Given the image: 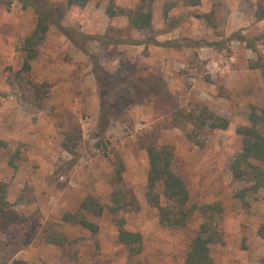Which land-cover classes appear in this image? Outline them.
Masks as SVG:
<instances>
[{"label":"rangeland","instance_id":"obj_1","mask_svg":"<svg viewBox=\"0 0 264 264\" xmlns=\"http://www.w3.org/2000/svg\"><path fill=\"white\" fill-rule=\"evenodd\" d=\"M109 5L150 9L152 28L141 31L125 16L110 18ZM36 25L31 9L0 3V141L6 143L0 181L8 185L12 211L39 217L16 231L0 229V264H184L205 219L197 213L185 227L167 228L148 205L150 164L141 140L152 132L160 144L174 147L175 171L191 204L220 203L224 209L211 247L214 264H264V190L249 197L247 207L237 197L246 184L231 173L242 149L237 131L249 125L252 107H264V0H202L198 7H185L183 0H91L85 8H68L38 48L31 80L14 90L9 77L22 69L23 43ZM59 26L76 31L75 43ZM104 36L112 41L97 39ZM157 74L169 99L126 101L135 82L145 84ZM107 87L106 101L120 97L126 103L101 131ZM203 107L227 118L229 128L211 130L192 120L189 113ZM74 123L83 138L72 156L62 142ZM121 164L140 204L119 215L126 229L142 235L136 256L118 242L108 210L89 218L98 225L95 233L62 221L91 196L109 206ZM45 227L65 233L68 245L42 241Z\"/></svg>","mask_w":264,"mask_h":264},{"label":"trees","instance_id":"obj_2","mask_svg":"<svg viewBox=\"0 0 264 264\" xmlns=\"http://www.w3.org/2000/svg\"><path fill=\"white\" fill-rule=\"evenodd\" d=\"M90 1L64 0V5H57L51 0H0V3L4 4L19 2L24 10L31 9L37 16L35 29L25 38L23 43V52L26 54L23 67L21 70L13 72L9 77V84L14 90L21 89L24 84L29 83L31 80L32 62L37 58L38 48L45 41L50 28L58 25L59 17L63 11L74 7L85 8ZM201 1L183 0V5L185 7H198ZM106 13L110 18L127 17L130 27L141 31L149 30L153 26V13L143 6L136 11H131L109 5ZM206 17L209 16L206 15ZM58 28L68 40L75 43L73 41V34H76L75 30L62 26ZM238 37L240 36L238 35ZM240 38L247 41L245 37ZM97 39L112 41L111 38L109 39L106 36L97 37ZM104 77L112 79L107 74ZM97 79L100 80L99 77ZM105 91V95L102 94L99 110L101 131L106 130L113 117L120 115L117 108L124 105L127 100L134 102L133 100L140 99L141 96L147 97L149 100H153L154 96L164 99L171 97L163 77L159 74L153 76L145 84L135 82L132 91L126 95V101L120 97L112 98V101H106L110 89L107 87ZM15 93L18 94L17 91ZM19 93L22 94L21 91ZM20 97L22 100H26L25 95L22 94ZM189 116L200 126L211 130H227L230 126L227 118L217 115L207 107L191 111ZM70 128L65 133L62 148L73 156L76 155L83 137L78 124H71ZM237 132L242 138V149L232 161L231 173L235 181L246 184V187L237 194V197L243 201L244 205L249 207L247 199L255 197L260 191L264 190V107L260 109L252 107L249 115V125L238 129ZM5 147L6 143L0 141V150ZM141 147L145 150L150 164L145 197L148 205L158 211L159 223L167 228L185 227L197 213L205 219L200 231L190 244L184 264H214L211 247L215 242L224 211L222 205L220 203L191 204L188 186L175 171L174 147L160 144L155 133L152 132L144 136L141 140ZM123 172L124 166L121 164L112 181L113 189L109 206L105 207L97 198L91 196L82 201L76 212L65 213L62 221L95 233L98 231V225L89 218H99L108 210L114 216V221L118 227V242L125 246L132 256H136L142 252V235L139 232L126 229V220L119 217V215L122 212L129 213L139 210L140 204L134 191L126 186ZM7 198L8 185L0 181V229L3 232L16 231L22 226H31L38 222L39 217H27L12 211ZM41 234L42 241L62 248L66 247L70 240V237L65 233L51 227L42 228ZM259 235L264 238V226L259 230Z\"/></svg>","mask_w":264,"mask_h":264}]
</instances>
